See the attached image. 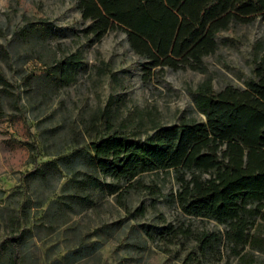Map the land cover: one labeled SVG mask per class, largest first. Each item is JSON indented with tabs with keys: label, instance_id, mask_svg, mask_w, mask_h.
Returning a JSON list of instances; mask_svg holds the SVG:
<instances>
[{
	"label": "rangeland",
	"instance_id": "rangeland-1",
	"mask_svg": "<svg viewBox=\"0 0 264 264\" xmlns=\"http://www.w3.org/2000/svg\"><path fill=\"white\" fill-rule=\"evenodd\" d=\"M31 22H46L50 30L15 39ZM83 24L70 0H0V71L14 93L0 121V264L21 257L24 264H186L194 243L167 246L147 235L165 226L161 216L197 232L223 233L224 227L182 213L170 198L178 187L173 172L142 176L161 190L158 196L130 190L118 198L105 189L116 184L110 178L61 161L88 150L109 128L146 138L156 127L202 121L194 104L200 83L211 78L216 90L244 88L264 68V24L258 18L223 31L205 72L166 68L149 81L123 32L93 43L74 36ZM75 53L83 64L74 83L55 86L41 76L45 64ZM255 254L254 264H264V254ZM204 264L242 263L225 255Z\"/></svg>",
	"mask_w": 264,
	"mask_h": 264
},
{
	"label": "trees",
	"instance_id": "trees-1",
	"mask_svg": "<svg viewBox=\"0 0 264 264\" xmlns=\"http://www.w3.org/2000/svg\"><path fill=\"white\" fill-rule=\"evenodd\" d=\"M70 1L84 23L74 36L97 43L109 32H123L144 62L145 81L166 68L205 72V58L217 51L223 31L258 18L264 24V0ZM49 30L46 22L27 23L15 39L28 40ZM82 64L80 53L54 58L41 76L52 85L69 86ZM13 96V85L0 71V121L6 100ZM194 104L202 121L156 127L146 138H129L109 128L107 136L61 164L68 168L77 162L110 178L116 184L105 189L118 198L130 190L158 196L161 190L146 185L142 176L173 172L178 187L170 198L182 213L214 221L224 232H197L161 216L165 226L147 235L167 246L183 240L194 243L197 251L188 253L186 264H204L211 258L221 262L225 255L254 264L255 253L264 254V68H257L244 88L227 85L216 90L211 78L205 79L196 89ZM96 182L89 179L91 186L98 187ZM144 213V207L137 210L138 217Z\"/></svg>",
	"mask_w": 264,
	"mask_h": 264
}]
</instances>
